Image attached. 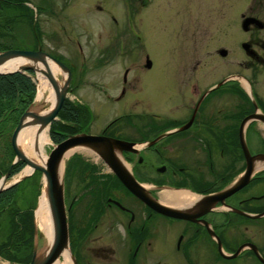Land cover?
I'll return each mask as SVG.
<instances>
[{
	"label": "flooded vegetation",
	"instance_id": "af4514ba",
	"mask_svg": "<svg viewBox=\"0 0 264 264\" xmlns=\"http://www.w3.org/2000/svg\"><path fill=\"white\" fill-rule=\"evenodd\" d=\"M241 48L252 60L250 76L226 74L203 90L196 83L191 92L164 90L168 100L177 97V104L163 116H130L128 130L113 121L96 133L90 130L92 121L68 123L66 138L83 134L123 142L118 150L101 141L100 150L123 164L146 197L187 215L173 218L156 211L125 187L109 161L91 150L74 152L67 163L72 180L65 192L68 198L72 190L82 194L71 197L67 207L76 264H264V169L242 189L214 202L176 204L159 194L163 187L193 189L219 199L248 167L239 136L244 118H252L244 140L253 169L262 157L250 152L249 134L253 130L264 147L257 127L258 121L264 123L263 85L260 91L254 89L257 71L264 70V45L258 49L243 42ZM124 76L125 83L127 71ZM238 77L248 88L240 87ZM232 96L238 104L228 103ZM77 110L81 108L72 105L69 115ZM231 145L239 146L235 159L218 153L220 148L230 151Z\"/></svg>",
	"mask_w": 264,
	"mask_h": 264
},
{
	"label": "rangeland",
	"instance_id": "374dc122",
	"mask_svg": "<svg viewBox=\"0 0 264 264\" xmlns=\"http://www.w3.org/2000/svg\"><path fill=\"white\" fill-rule=\"evenodd\" d=\"M25 2L37 14L36 29L40 33L39 43H35V34L32 31L35 28L34 22L26 25L21 21L22 18L13 28L14 41L9 39L2 41L8 46L20 44L21 50H31L30 46L39 45L47 55L54 58L58 56L66 67L74 68L69 84V88L72 89L69 96L72 101L91 110L93 119L85 122L92 121L90 124L92 133L101 131L113 121L123 123V127L125 125V129L128 130L129 124L125 121L134 115L163 116L172 105L177 104L175 93H172L174 100H168L164 90L188 89L187 92H191L190 89L194 88L196 83L200 90H203L221 80L226 74L250 76L252 60L241 48V44L250 42L258 49L264 45V29L257 30L251 27L248 33L241 30L243 16H253L264 23V0H25ZM24 11L30 14L27 10ZM11 15L17 17L19 12ZM32 15L34 19L33 11ZM221 49L228 52L225 58L218 55ZM147 59L152 62L151 68L146 67ZM65 73L61 70L58 74L62 83L66 78ZM240 77L238 79L242 83L240 81L238 83L242 89H246ZM256 79L258 88H254L255 91H260L262 85L264 90V70L257 71ZM37 83L39 86V79ZM233 88L235 91L240 89ZM123 89L124 94L121 95ZM36 98L34 97L29 110L36 107ZM228 100L229 104H238L237 97H228ZM250 123L247 118L242 120L239 136L243 131L246 136V129ZM257 123L258 132L264 137V123L259 121ZM16 125L18 121L13 117L0 127V180L15 160L10 139ZM80 135L82 134L77 136ZM249 141L250 152L256 151V154L262 155L254 162L255 174L263 168L261 164H264V147L257 143L253 130L250 131ZM56 144L59 143H53L50 139V144L44 147L43 160L47 161L48 154ZM237 148L239 149L238 145H231L230 151L225 152L220 148L218 153L232 156L233 160L238 155ZM68 159L69 156L63 159L64 187L70 185L72 180L69 170H66ZM238 165L240 163H237ZM259 165L260 168L257 169ZM24 169L22 167L12 175L6 181V185L21 179L19 176ZM244 170L245 173L248 169ZM33 175L20 183L22 187L15 193L12 206L14 209H26L27 204L36 209L44 183L40 175L37 185L36 178H32ZM159 191L161 194L164 190L160 188ZM190 192L193 197L203 196L193 189ZM64 195L68 207L71 197L77 199L82 194L72 190L69 192V198L66 192ZM210 198L211 195L205 199ZM32 223L33 229L35 227L37 230L35 243L40 251L45 241L34 221ZM1 224L5 229L1 230L0 235L4 236L7 233L6 229L8 231L10 228L9 217L2 218ZM70 234L68 226L69 245ZM5 263L16 264L0 257V264Z\"/></svg>",
	"mask_w": 264,
	"mask_h": 264
},
{
	"label": "water",
	"instance_id": "95a60500",
	"mask_svg": "<svg viewBox=\"0 0 264 264\" xmlns=\"http://www.w3.org/2000/svg\"><path fill=\"white\" fill-rule=\"evenodd\" d=\"M251 24H254L258 29L263 28L262 22L257 20L253 17H247L244 19L242 23V28L244 31L249 30V26ZM244 48H247L246 45H244ZM221 54L223 56L226 55L225 51H222ZM24 57L32 62H43L44 58H50V56L46 55L45 53L41 52L40 48L37 51H27V50H8L5 52L0 53V65L4 63L7 59H10L12 57ZM63 71H66L68 73V79L63 83V86L58 87L56 84L54 77L47 72V70H41L39 68H35V66L32 65H24L20 67V69L15 71H33L36 74L42 75L48 79V81L52 84L55 90V105L54 108L45 116H39L31 111H26L22 117L20 118L18 125L16 126L12 136H11V147L13 152L15 153V160L12 164L15 165L19 161L23 162L25 165H29L32 167V173L34 171H40L44 178V184H45V191L46 195L49 201L50 205V212H51V218H52V233L50 238L48 239V249L46 256L43 260L37 261V256L39 250L35 246L33 249V255L32 259L29 264H53L60 255H62L65 248L68 247V228H67V221H66V210H65V204H64V196H63V184L62 179L59 180L58 177V168L59 164L62 161V158L64 157L65 153L74 146L77 145H85L87 147L92 148L98 155H100L107 163L108 161L111 163L112 167L117 172L118 176L120 177L123 184L136 196H138L142 201H144L146 204L152 206L154 209L158 210L161 213L167 214L169 216L173 217H185V215L180 214L176 210L168 209L159 205L154 204L146 195L142 192V190L137 186V184L134 182L132 177L126 173L123 172L122 169L119 167L118 159L112 155L110 157L103 154V152L100 150L101 141L108 142L110 146H117L118 149L122 148L123 142H115L111 140L101 139L100 137H93V136H78L73 138H68L58 145L54 146L52 151L47 157V161L44 166L37 165L30 161L24 153L19 149L18 143H17V137L18 133L20 132L24 119L27 117H33L36 121L40 122L44 126H49L52 121L56 120V117L64 103L67 87L69 84V72L68 69L58 62L57 60L51 58ZM151 66V62L149 59L146 60V67L149 68ZM13 71V72H15ZM12 72H0V74H9ZM241 147L244 152V155L246 157V160L248 162V170L245 172L243 177L234 185L229 191L222 194V196L219 198L222 200L223 198L227 197V195H230L244 186H246L250 182V177L252 173V167L250 164V161L252 160L249 156V152L247 150V147L243 140V132L241 133ZM12 166L9 168L7 173L0 181H6L10 174ZM31 173V174H32ZM29 176V175H28ZM19 181L14 182L13 184H10L9 186H4L0 188V193L3 192L6 189H9L13 185L17 184ZM217 198H213L211 200H215Z\"/></svg>",
	"mask_w": 264,
	"mask_h": 264
},
{
	"label": "trees",
	"instance_id": "16d2710c",
	"mask_svg": "<svg viewBox=\"0 0 264 264\" xmlns=\"http://www.w3.org/2000/svg\"><path fill=\"white\" fill-rule=\"evenodd\" d=\"M24 3L25 0H0V52L11 49H22L20 44H18L19 46H8L2 40L9 39L12 42L14 41L13 28L15 27V23L21 18V21L26 25L32 23V11L25 7L23 5ZM24 10H27L30 14H26ZM17 11L19 15L13 17L11 13ZM25 17H27L28 20ZM35 49L36 47H34V50ZM35 94L36 87L26 74L16 72L10 75H0V127H3L6 122L13 117H15V121H17L30 107ZM72 105V103L66 101L59 112V120L53 122L51 125L50 137L54 143H60L66 138L69 122L72 121L77 124L83 120L92 119V115L86 107L77 110L75 115H69V108ZM22 167V163L17 164L13 167L11 174L14 175ZM7 170L5 172H7ZM35 173L36 175H33L32 178H36V183L38 185L41 174L38 171ZM20 187H22V185L18 184L0 193V233L1 230L5 229L1 224V219L9 217L10 220V224H8L10 227L9 230L7 231L6 229L7 233L4 236L0 235V239L2 240L0 242V257L8 262L28 264L33 249L34 229L32 222L34 207H31V204H27L28 208L23 210H20L18 207L19 210L12 207L15 193L19 191ZM17 241L20 242L18 243Z\"/></svg>",
	"mask_w": 264,
	"mask_h": 264
},
{
	"label": "bare ground",
	"instance_id": "6f19581e",
	"mask_svg": "<svg viewBox=\"0 0 264 264\" xmlns=\"http://www.w3.org/2000/svg\"><path fill=\"white\" fill-rule=\"evenodd\" d=\"M34 65L35 68H39L41 70H47L53 77L60 87L62 82L58 78V74L60 73V68L58 65L53 62L49 58H44L43 62H32L24 57H12L7 59L4 63L0 65V72H10L24 65ZM62 73V72H61ZM66 74V73H65ZM64 74V76H65ZM67 75V74H66ZM39 90L36 98L35 106L32 110L36 115L45 116L54 108L55 105V90L54 87L50 84V82L44 77L39 76ZM244 85L248 88L247 83L243 80ZM46 94H48L46 96ZM18 147L24 153L26 158H28L33 163L44 166L46 160L42 159L44 153V147L50 144L49 137V127L42 125L40 122L36 121L33 117H27L24 119L23 126L18 134L17 138ZM85 148H88L84 146ZM84 147L76 146L70 148L64 155V157H70V155L78 150H83ZM85 150V149H84ZM118 154V153H117ZM120 156V155H119ZM261 167H264V164H261ZM260 168V165L257 169ZM64 170L63 160L59 164L58 168V177L59 180L62 178ZM256 170V169H255ZM32 172V167L26 165V168L20 174V178L28 175ZM17 181V180H16ZM12 184V183H11ZM6 186L5 181H0V188ZM45 186L42 189V196L39 198V204L35 214V224L36 227L41 231L44 245L42 249L38 252L37 261H41L44 259L48 249L47 239L50 238L52 233V218L50 212V205L46 195ZM187 191V190H186ZM163 201H171L176 204L188 203L192 202L194 197L191 196L188 192L183 191H172L168 190L161 194ZM174 205V204H173ZM62 259H58L54 264H73L72 257L69 253V249L65 248L62 253ZM6 264V263H5Z\"/></svg>",
	"mask_w": 264,
	"mask_h": 264
}]
</instances>
